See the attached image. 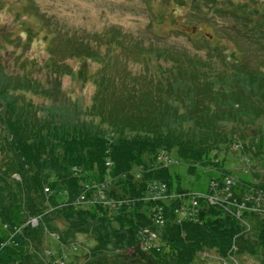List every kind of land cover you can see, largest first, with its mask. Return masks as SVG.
Here are the masks:
<instances>
[{"label":"trees","instance_id":"16d2710c","mask_svg":"<svg viewBox=\"0 0 264 264\" xmlns=\"http://www.w3.org/2000/svg\"><path fill=\"white\" fill-rule=\"evenodd\" d=\"M211 2L215 12H225L217 0ZM256 5L264 7V1H228L232 25L247 41H264V11ZM128 38L118 39V46L128 54L134 45L140 46L144 59L155 56L156 68L134 75L114 71L96 76V91L85 109L74 107L72 112L26 98L29 93L44 99L54 94L28 78L24 67L18 79H0V219L9 220L19 206L25 221L37 220L36 227H25L19 237L23 252L0 264H53L44 255L45 249V253L51 250L44 247L49 232H57L66 246L79 237L90 239L93 246L84 264H193L198 253L214 251L225 258L234 248L237 258L259 256L264 264L263 172L252 173L254 182L242 189V195L237 183L230 187L238 206L243 204L244 211L252 212L247 215L251 227L242 228L222 209L200 203L201 197L195 194L192 198L178 175L168 169L145 168L161 151L175 152L190 174L212 167L222 172L221 177L228 173L220 156L235 145L243 154L260 157L264 152V57L251 65L244 52L230 53L220 44L208 46L205 55L199 56L159 40L144 46ZM68 51L69 56L91 59L98 53L78 45L75 38L63 52ZM50 61L49 83L57 85L72 71L68 65L66 69L63 63H54L55 59ZM108 162L113 164L108 174L114 182L108 186V195L118 192L127 197L124 207L113 211L100 204L90 208L76 204L74 199L88 177L102 179ZM141 166V177L135 179L132 171ZM156 180L161 183L154 184L180 195L177 202L157 201L164 211L161 227L154 225L158 215L143 199ZM222 184L216 189H224ZM184 200L201 205L191 221L179 220L173 213L186 204ZM142 228L158 232L163 243L160 256L140 251Z\"/></svg>","mask_w":264,"mask_h":264},{"label":"rangeland","instance_id":"374dc122","mask_svg":"<svg viewBox=\"0 0 264 264\" xmlns=\"http://www.w3.org/2000/svg\"><path fill=\"white\" fill-rule=\"evenodd\" d=\"M228 1L230 0H217L225 11L220 14L215 12L216 7L211 0H0V79H18L25 72L29 75L28 78L34 82L39 81L44 88L52 89L54 94L53 97L44 99L29 93L26 98L33 99L39 105L59 106L72 111L74 107L85 109L91 105L96 91V76L111 75L114 71L122 75L128 71L134 75L156 68L155 56L144 59L140 46L134 45L129 54L118 46V39L128 41V36L144 46L155 44L159 40V44L173 46L187 55L204 56L208 46L220 44L230 53L244 52L251 60V65H254L256 59L264 57L261 45L264 41H247L237 34L232 25L233 20L227 14ZM256 7L264 11L262 5ZM72 38L76 39L78 45L97 49V58L69 56L70 51L63 52ZM51 59L56 60L54 63H63L66 69L68 65L72 71L60 78L57 85L49 83L52 76L47 65L52 63ZM22 67L25 68L24 72ZM240 149L235 145L226 156H220L228 173L221 177L218 174L222 172L212 167L203 171L198 169L196 174H190L187 165L175 152L169 154L161 151L154 163L151 162L145 168L168 169L172 175L180 177L182 188L192 194V198L195 194L201 197L203 202L200 203L222 209L226 215L242 224L239 225L242 228L251 227L247 215L252 212L248 209L244 211V208L243 213L242 209L237 208V194L229 187L237 183V189L241 190L242 195V189L254 182L252 173H264V152L260 157H254L248 153L243 154ZM107 165V173L102 179L90 175L87 179L89 182L84 183L85 188L80 195L85 197L86 208L96 207L97 200L102 201V192L108 201L103 203L105 206L101 205L103 208L116 211L117 208L124 207L122 201L127 197L117 195L118 192L116 196L108 195L110 190L107 188L114 182L108 174L113 164L108 162ZM140 171H143L142 166L132 171L135 179L141 177ZM83 175L87 177V173ZM15 179L19 180V177ZM219 182L224 183V190L220 186L215 192ZM151 183L155 186L148 188L143 199L150 204L149 210L158 215L153 219L154 225L161 227L164 224V211L157 201L166 204L177 202L178 198L169 197L179 195L166 187L162 191L159 184H154L161 183L158 180ZM225 189L228 194L226 196ZM211 194L224 200L219 203L221 206L207 203V198L214 196ZM184 201L186 204L175 208L173 213L179 220L191 221L197 216L201 205ZM113 204L115 207H112ZM182 209L186 212L184 217L179 215ZM29 222L30 220L23 219L19 206L11 211L9 220L0 219V260L6 262L9 257H16L23 252L24 247L19 237ZM152 232L157 235L154 242L157 247L150 252L144 248L139 249L142 253H150L156 257L161 255L163 243L158 232ZM246 232L250 233V228ZM46 246L51 249L50 253H45L46 249L44 250L45 258L51 260L49 263L84 264L85 254L90 253L89 248L93 246V242L79 237L77 242L66 246L60 242L57 232H49L44 242V247ZM236 256V248L230 249L225 258L219 257L214 251L203 252L196 255L198 258L193 264H260L259 256Z\"/></svg>","mask_w":264,"mask_h":264},{"label":"built area","instance_id":"2783aa9c","mask_svg":"<svg viewBox=\"0 0 264 264\" xmlns=\"http://www.w3.org/2000/svg\"><path fill=\"white\" fill-rule=\"evenodd\" d=\"M171 161V160H170ZM169 161V162H170ZM108 164V163H107ZM106 164V165H107ZM107 166H109V165H107ZM231 187V186H230ZM229 187V188H230ZM88 188V187H87ZM151 188H154V186L153 187H151ZM160 188H161V190L162 191H164L165 190V185L163 186V185H160ZM222 190H224V189H222ZM217 191V189H215V192ZM86 192H88L87 190H86ZM226 189H225V196L226 195H228V194H226ZM230 193V192H229ZM211 195H214V194H211ZM156 196V195H155ZM100 198L102 199V201H98L97 200V204H100V205H104L103 203H105V202H108V201H106L105 200V195L103 194V192H102V195L100 196ZM170 199H175V198H180V195L179 196H177V197H172V196H170L169 197ZM169 198H167V199H169ZM207 200H208V203H210V204H212V205H219V206H221V204H219V203H221V202H223L224 200H222L221 198H216L215 197V195L213 196V197H211L210 199L209 198H207ZM112 202V201H111ZM124 202H126V200H124V201H122V204H124ZM76 204H78L79 206H83V205H86L85 204V197H83V195H81L79 198H77L76 199ZM194 204H196L195 202H194ZM236 205H237V208L238 209H244L242 206H244L243 204H241V207H239L238 206V203H236ZM105 206V205H104ZM112 207H115V205L113 204L112 205ZM179 215L180 216H182V217H184L185 215H186V212L182 209L180 212H179ZM197 217V216H196ZM195 217V218H196ZM33 220H35V222L33 221ZM28 224H30L32 227H36L37 226V220L36 219H31L30 220V222L28 223ZM139 235L141 236V241L143 240V242H141V245H140V249H142V248H144L145 250H147V251H151L152 249H155L157 246H156V244L154 243L155 242V240H156V238H157V235L154 233V232H152L151 231V229H149V228H142L141 230H140V232H139ZM144 238H146V239H144ZM63 264V263H62Z\"/></svg>","mask_w":264,"mask_h":264}]
</instances>
